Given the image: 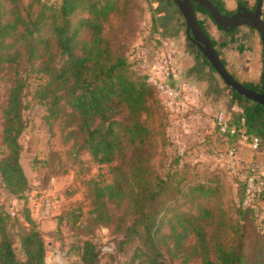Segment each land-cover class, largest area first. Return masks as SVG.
I'll list each match as a JSON object with an SVG mask.
<instances>
[{
  "label": "trees",
  "instance_id": "1",
  "mask_svg": "<svg viewBox=\"0 0 264 264\" xmlns=\"http://www.w3.org/2000/svg\"><path fill=\"white\" fill-rule=\"evenodd\" d=\"M158 2L157 13L164 7L169 10L155 19V28L161 29L162 36H175L180 9L174 0ZM212 2L222 14L233 13L223 0ZM133 3L0 0V75L11 74L3 109L1 143L6 152L0 157V188L12 199L25 201L30 193L20 162L19 137L26 126L24 89L28 75L35 72L41 80L33 97L46 105V117H65L66 125L73 126L66 135L77 139L79 149L86 150L95 163L111 165L112 182L91 179L88 195L91 224L105 225L121 235L114 244L115 252L137 241L131 264L137 259L140 264H189L194 259L200 264H264L261 206L243 205L250 168L244 171L243 195L234 210L224 205L220 186H182L180 181L174 182L177 172L158 169L155 159L165 156L161 122L165 105L147 74L133 68L115 41V33L128 26ZM194 9L210 16L195 2ZM113 12L120 20L107 29ZM197 21L206 32L203 22ZM82 29L88 31L89 38L80 36ZM202 58L204 65L216 72ZM240 82L264 93L262 77L258 82ZM231 91L227 110L236 132L218 130L220 136L227 141V148L234 147L241 132L257 137L261 146L256 151H264V106ZM234 104L241 111H233ZM233 160L235 167L243 168L235 153ZM78 225L82 227L81 222ZM190 237H194L193 243H189ZM45 255L43 234L29 208L11 212L0 207V264H47ZM77 255L80 264H96L99 248L92 239H84L77 246Z\"/></svg>",
  "mask_w": 264,
  "mask_h": 264
},
{
  "label": "rangeland",
  "instance_id": "2",
  "mask_svg": "<svg viewBox=\"0 0 264 264\" xmlns=\"http://www.w3.org/2000/svg\"><path fill=\"white\" fill-rule=\"evenodd\" d=\"M48 1L59 2V0ZM223 1L228 10L236 9L235 0ZM251 2L254 3V0ZM132 3L128 26L115 33L117 34L115 41L122 46L133 68L142 74H147L148 79L150 65L172 50L179 49L181 42L171 43L157 32L154 26V14L159 6L158 0H132ZM168 10L164 7L162 11L166 14ZM196 15L199 18L207 16L200 12ZM262 16L264 17V0ZM179 17L178 30L185 31L184 17L182 15ZM119 20V15L113 12L109 16L106 28L116 26ZM129 26L133 27L130 31ZM232 35L235 37L234 41H229L227 34L223 37L226 46H217L220 55L227 63L228 70L240 81L258 82L262 72V43L259 33L256 29L242 25ZM80 36L89 38V33L86 29H82ZM175 65L176 62L173 63V66ZM217 78V87H213L209 94L211 93V97L217 94V99H223L227 104L231 89L225 87L219 75ZM40 80L41 75L38 73L30 72L28 75L23 97L25 104L23 117L26 126L19 137L22 146L20 162L29 178V191L34 192L33 197L37 206L34 209L29 205V197L25 201L9 198L0 188V207L4 206L11 212H21L24 206L29 208L30 214H33L32 217L43 234L47 264H80L77 246L84 239H92L99 248L96 264H131L130 257L137 241L126 244L120 249L117 248L115 252L114 244L121 235H116V232L105 225L91 224L93 213L88 195L89 181L99 179L102 183L112 182L111 165H99L92 160L86 150L79 149L77 139L66 135L73 126L66 125L65 117H46V105L33 97ZM10 86L11 74L2 73L0 75V157L6 152L5 146L1 143V133L3 109ZM202 107L204 108L205 105L197 102L192 112L201 113ZM177 109L176 104L165 106V110L161 113L162 130L166 141L165 156L155 159L158 169L164 172L168 169L170 172H177L174 182L180 181L182 186L197 183L220 186L224 205L234 210L242 198L244 171L249 167L243 166L242 169H238L229 162V158L224 152L222 153V150L217 149L224 142L217 129L213 127L212 132L204 135L199 133L198 127L200 122H205L204 118L186 122L177 117ZM226 111L227 108L222 110V112ZM210 112L209 117L214 119L217 110L212 107ZM43 196H47L51 202L50 212L46 215L41 214L40 198ZM260 206L262 211L260 215L264 217V204ZM71 213L73 216L77 214V217L71 216ZM78 222L82 223V227ZM263 226L262 222L261 227ZM193 242L194 237H190L189 243ZM109 246L113 247L112 252H109ZM177 263L178 261H174V264ZM133 264L140 262L137 259ZM189 264H200V261L194 259Z\"/></svg>",
  "mask_w": 264,
  "mask_h": 264
},
{
  "label": "crops",
  "instance_id": "3",
  "mask_svg": "<svg viewBox=\"0 0 264 264\" xmlns=\"http://www.w3.org/2000/svg\"><path fill=\"white\" fill-rule=\"evenodd\" d=\"M163 15L164 16L166 15L163 11H158V13L156 11V13L154 14V18L156 19L157 17ZM197 18L203 22L206 32L209 34L210 38H212L215 41L216 50H218L217 46L220 47L226 46V42L223 38L225 37V35L228 34L229 41H234L235 37L232 35V33L235 30L231 32L229 30L220 29L214 23L212 18L208 15L205 17L203 16L202 18H199L197 16ZM246 27L250 28L249 26ZM156 30L158 33H160V36H162L161 29L156 28ZM162 37L171 43H174L175 41H177V43L178 41L181 42V44L179 43L180 44L179 49L177 48L174 51L172 50L168 54L172 64L176 62V65L173 66L174 72L172 74V77L170 78V82L178 87L181 96V100L177 106L178 108L176 113L177 117L181 118V120L186 122L188 121L192 122L191 120H201V118H204L205 122L203 123L200 122V125L198 127L199 133L201 135H204V133L212 132L213 127L217 129V124L215 121L216 116H214V119H211L208 113H211L210 111L212 107L217 110V114L222 112L224 108H227V104H225V101L223 99L221 100L217 99L216 96L217 94H215L214 96L212 95L213 97H211V93L209 94V92H211L213 87H217L218 84L217 72H213L209 66L204 65L202 58L203 54L200 52L199 48L188 38L186 33V26H185V31L178 30L175 36L166 34L165 36ZM220 57L223 58L221 55ZM156 62L159 66V70L161 71L163 66L162 58H160L159 60L158 59L155 60V62L153 63ZM226 67H227V63H226ZM215 91L217 93V89ZM230 93L231 94H228L229 99L232 96V91ZM197 102L201 103L202 105H205V107L204 108L202 107V110H200L201 113L195 114L192 111L196 107ZM231 109L233 111H241V108L237 104H234L231 107ZM222 113H224L225 116L227 117L230 116V112L228 110ZM213 137L214 136H212V138ZM233 144H234L233 146L236 149L235 158H236V162H238V165H242L246 167L248 166L250 168V171H254L256 173H264V151H256L252 149L248 143L243 142L239 137H235ZM227 147L228 144L226 141L223 142V144H221L217 149L226 150ZM33 193L34 192L29 193L28 197H29V205L35 209L37 206V202L35 197H33L34 195ZM259 204L260 205L264 204V196L261 198ZM31 215L33 214L31 213ZM43 223L44 222H42V224Z\"/></svg>",
  "mask_w": 264,
  "mask_h": 264
},
{
  "label": "water",
  "instance_id": "4",
  "mask_svg": "<svg viewBox=\"0 0 264 264\" xmlns=\"http://www.w3.org/2000/svg\"><path fill=\"white\" fill-rule=\"evenodd\" d=\"M174 1L180 9L182 16L184 17L188 38L199 48L200 52L216 70L217 74L223 80L225 85L229 86L232 90L244 96L245 98L258 102L264 106V93L257 92L242 84L233 77L227 67L223 64L215 46L211 42L210 37L200 27L194 9V2L199 6L204 7L209 12L214 23L217 26L222 27L224 30H229L242 24H247L257 30L262 43L261 77L264 83V19L261 16L263 0H257L256 9L254 12H250L244 6H241L239 10L232 15L222 14L219 8L212 2V0ZM244 3L246 4L247 2ZM245 16L248 17V20H245Z\"/></svg>",
  "mask_w": 264,
  "mask_h": 264
},
{
  "label": "built area",
  "instance_id": "5",
  "mask_svg": "<svg viewBox=\"0 0 264 264\" xmlns=\"http://www.w3.org/2000/svg\"><path fill=\"white\" fill-rule=\"evenodd\" d=\"M162 65L163 66L161 71L159 70L157 62L150 65L148 81L156 87L158 95L165 106H171L174 104L178 106L181 100V96L178 87L170 82V78L172 77V74L174 72V67L168 55L162 57ZM215 121L220 132H236L235 126L230 123V116L227 117L224 113L220 112L217 114ZM238 137L243 142L248 143L254 150L259 149L261 146L260 141L257 137H249L242 132ZM234 153V147L227 148L225 152V154L229 158V162L233 163V165H235L233 160ZM263 196L264 173H256L254 171H250V174L245 178L243 205L257 204L260 202ZM40 207L42 215H46L50 212L51 202L47 196H43L40 198ZM112 251L113 247L109 246V252Z\"/></svg>",
  "mask_w": 264,
  "mask_h": 264
},
{
  "label": "flooded vegetation",
  "instance_id": "6",
  "mask_svg": "<svg viewBox=\"0 0 264 264\" xmlns=\"http://www.w3.org/2000/svg\"><path fill=\"white\" fill-rule=\"evenodd\" d=\"M235 1H236V5L237 6H236V9L233 11L232 14L236 13L241 6H244L250 12H254L255 9H256L257 0H254V3H252L251 0H241V2H237V0H235ZM244 2H247V3L245 4ZM240 11H242V10H240ZM245 13H247V12H245ZM232 14H229V15H232ZM261 16H262V12H261ZM262 18H263V16H262ZM245 20H248V17L247 16H245ZM242 25L249 26L247 24H242ZM237 27H235V28H237Z\"/></svg>",
  "mask_w": 264,
  "mask_h": 264
}]
</instances>
